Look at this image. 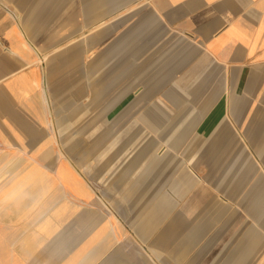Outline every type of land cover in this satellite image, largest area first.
Masks as SVG:
<instances>
[{"label":"crops","instance_id":"obj_1","mask_svg":"<svg viewBox=\"0 0 264 264\" xmlns=\"http://www.w3.org/2000/svg\"><path fill=\"white\" fill-rule=\"evenodd\" d=\"M123 38L185 44L197 75L212 78L127 200L142 206L131 219L104 212L81 170L42 147L53 135L39 64L55 46ZM181 92L168 90L177 108ZM0 145L16 153L0 181V264H129L134 236L157 264H247L264 237V0H0ZM45 153L47 163L34 158Z\"/></svg>","mask_w":264,"mask_h":264},{"label":"rangeland","instance_id":"obj_2","mask_svg":"<svg viewBox=\"0 0 264 264\" xmlns=\"http://www.w3.org/2000/svg\"><path fill=\"white\" fill-rule=\"evenodd\" d=\"M102 31V40H109L110 29ZM168 42L129 45L123 38L113 45L84 44L80 47L82 51L76 44L55 46L50 59L39 64L48 75L45 88L49 127L54 137L53 144L42 147L60 150L70 159L95 189L98 206L104 212L118 213V218L129 214L131 219L141 211V205L127 204V200H137L149 163L158 154L172 150L169 145L173 141L164 139L173 132L179 119L186 118L187 123L190 117H195L196 110L192 107L204 100L208 93L202 91L212 81L210 77L197 75L200 65L190 60L187 45ZM62 52L70 53L69 59H58ZM77 54L86 58L72 60ZM193 63L195 68L191 71ZM174 85L182 89L183 103L178 108L167 98L169 88ZM145 118L159 122L156 132L144 122ZM8 147L11 146L0 145V149ZM13 154L16 153L0 154L1 182L8 176V167L13 163L10 161L16 157ZM51 157L45 153L34 158L47 163ZM237 238L238 234L234 240ZM133 240L135 257L129 264H157L142 253L146 246L142 247L136 236ZM261 241V252L254 254L247 264H264V237ZM103 242L113 243L110 238ZM119 255L126 259L125 253ZM109 260V253L102 258V262Z\"/></svg>","mask_w":264,"mask_h":264},{"label":"bare ground","instance_id":"obj_3","mask_svg":"<svg viewBox=\"0 0 264 264\" xmlns=\"http://www.w3.org/2000/svg\"><path fill=\"white\" fill-rule=\"evenodd\" d=\"M43 92H44V90H43ZM43 94V98H44V102H45V104H47L48 103V99H47V95H46V93L44 92V93H42ZM49 104V103H48ZM48 106V105H47ZM46 106V107H47ZM49 112V111H48ZM49 114V113H48ZM53 142H54V137H53V141H52V144H53ZM41 142H38V144H40ZM60 167H62V166H60ZM64 167V166H63ZM58 173V172H57ZM67 173H68V171H67ZM60 174V173H59ZM59 174H58V176H59ZM69 175H70V173H69ZM71 176V175H70ZM62 176H60V178H61ZM64 178V177H63ZM64 180V179H63ZM75 180V179H74ZM78 180V179H77ZM65 181H67V180H65ZM73 181V180H72ZM80 181V180H79ZM89 192V191H88ZM89 195H90V197H92V195L89 193ZM109 207V206H108Z\"/></svg>","mask_w":264,"mask_h":264}]
</instances>
